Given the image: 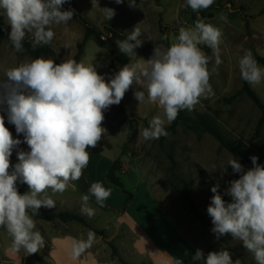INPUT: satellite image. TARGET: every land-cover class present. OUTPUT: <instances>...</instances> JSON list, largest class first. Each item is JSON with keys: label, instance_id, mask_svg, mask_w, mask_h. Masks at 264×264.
<instances>
[{"label": "rangeland", "instance_id": "1", "mask_svg": "<svg viewBox=\"0 0 264 264\" xmlns=\"http://www.w3.org/2000/svg\"><path fill=\"white\" fill-rule=\"evenodd\" d=\"M66 1L98 27L113 23L128 35L135 27L141 30L139 38L147 44L136 48V54L127 55L129 65H146V60L153 55L154 47L166 49L174 42L181 27L192 28L197 20H207L219 28L222 31L219 45L222 63L219 66H215L213 50L206 45H199L210 57L209 82L214 95L201 98L191 111H181L184 116L192 118L200 115L211 117L227 135L252 149L260 165L264 166V125L260 130L257 129L262 112L247 93L237 95L246 82L241 78L239 59L249 50L254 59L264 58V0H214L213 5L199 12H193L186 6V0H135V7L130 6V0H123L120 4L116 0H96L97 6H93L92 0ZM218 5L221 8L215 11ZM103 8L114 9L115 14L110 20L101 10ZM211 12L214 18L209 19ZM0 19L8 25L2 10ZM162 25L169 26L167 42L161 32ZM51 28L55 34L52 40L55 56L47 59L58 64L67 59L75 60L79 46L85 40L83 26L72 19L67 24H53ZM31 60L33 58L30 55L16 52L11 43L0 35V80L6 78L7 69ZM113 60L111 49L99 46L95 38L91 37L84 43L83 53L77 62L93 64L107 80L123 67ZM257 64L264 69L261 63ZM213 67H216L215 71H212ZM249 86L264 104V79L258 85ZM137 90L144 89L133 83L120 104L112 105L104 112L102 126L111 138L102 137L97 146L89 151L90 161L81 178L70 181L63 193L53 194L49 189L48 195L56 202V206L41 207L37 213L55 214L68 210L81 215L84 222H63L60 219L46 220L33 216L36 230L44 237L45 245L31 255L23 249L14 252L11 237L0 227V264H42L39 257L45 260L44 264H54L47 252L53 247L54 236L73 233L79 236V240H87L89 232L94 233V243L80 257L89 262L96 260L92 264H123V261L133 264H175L177 259L183 260L184 264H203L202 261L192 260L197 250H201L206 257L209 252L222 249L231 253L233 261L239 259L240 264H256L253 254L247 251L241 241L233 239L231 234L217 239L211 232L212 219L207 213L204 194L198 185L199 171L196 165L202 166L219 188L226 191L229 182L239 179L241 175L233 172L228 161L235 158L241 163V160L222 149L209 133L198 134L180 124L174 125L177 118L170 124L165 123L167 136L143 140L141 129L148 127L153 117L162 115V110L155 104H139L134 96ZM3 107L6 108V105ZM0 115L4 116L5 126L13 137L22 141L10 157L14 167L19 162L17 152L30 149L23 142V134H17L15 126L8 123L6 111H0ZM117 159L121 163V179L125 189L133 195L132 199L123 189L106 180L107 171ZM243 169L247 171L250 168L243 166ZM93 182H101L106 188L109 187L111 195L103 207L91 197L88 207L94 210V215L89 217L81 210V197L88 194ZM28 191L26 186L20 194ZM74 196H78L79 204L72 209ZM187 198L203 214L206 223L188 209ZM118 204L122 206L114 207ZM131 207L135 217L136 213L140 215L143 211L148 220L133 226L132 216H128ZM147 231L154 237L158 247L165 251L156 259L152 257L150 240L145 238L144 242L142 234ZM168 255L169 260L166 259Z\"/></svg>", "mask_w": 264, "mask_h": 264}, {"label": "clouds", "instance_id": "2", "mask_svg": "<svg viewBox=\"0 0 264 264\" xmlns=\"http://www.w3.org/2000/svg\"><path fill=\"white\" fill-rule=\"evenodd\" d=\"M65 2L0 0L14 50L24 51L23 41L29 34L33 49L50 45L55 35L51 26L72 20L74 10H61ZM92 2L97 6L96 0ZM122 2L116 0L117 4ZM213 3L214 0H186L193 12L208 9ZM130 6H136L135 0H130ZM101 10L109 20L115 14L111 8ZM140 36L141 30L135 27L125 40L117 42L119 51L124 55L136 54L135 49L143 42ZM221 37L219 28L197 20L192 28L181 27L166 49L154 47L146 65L125 64L107 80L93 64L74 59L58 64L39 57L6 70V78L0 80V111H6L8 123L15 126L17 134H23V142L30 149L19 150V162L11 165L13 150L22 141L13 137L0 115V227L11 237L14 252L23 249L31 255L44 247L45 239L36 230L33 216L41 207L56 206L48 195L49 189L53 194L63 193L70 181L81 178L90 161L88 149L95 148L102 137L111 138L102 126L104 112L119 105L133 83L144 89L134 92L139 104H155L162 110V115L153 117L149 126L141 129L140 136L145 141L167 136L165 123L173 122L181 110H193L201 98L214 95L209 82L210 57L199 45L213 50L215 66H219ZM238 64L241 78L250 85H258L264 79V69L250 50ZM215 70L213 67L212 71ZM250 159L253 167L247 171L237 159L228 161L233 172L241 174L226 188L231 202H226L218 191L219 185H214L207 213L212 219L211 232L217 239L231 234L253 254L256 264H264V166L257 163L258 157ZM17 182L26 184L29 191L20 194ZM110 195L111 190L101 182H93L88 194L81 197L82 212L91 217L94 210L88 207L90 198L94 197L103 207ZM93 243L92 232L87 240H74L71 258H79ZM192 260L203 264H240L239 259L233 261L226 249L209 252L206 257L197 250ZM175 264L184 261L177 259Z\"/></svg>", "mask_w": 264, "mask_h": 264}, {"label": "trees", "instance_id": "3", "mask_svg": "<svg viewBox=\"0 0 264 264\" xmlns=\"http://www.w3.org/2000/svg\"><path fill=\"white\" fill-rule=\"evenodd\" d=\"M220 8L221 6L218 5L217 7L214 8V10L217 11ZM70 9L74 10L72 19L76 20L85 29V40L83 41L84 43L89 38L94 37L99 46H107L108 48L111 49L112 54L114 56V60H113L114 62L118 63L121 66H124L125 64L130 63L129 57L121 53L117 46L118 41H123L127 38L128 36L127 33H125L121 28H119L116 24H113V23H104L102 27H98L97 25L91 23L87 18H85L78 11V9L74 7L73 5H71L68 1H66L62 5L61 10H70ZM212 18H214L213 12L209 14V19H212ZM203 22L207 24H211L207 20ZM168 28L169 26H166V25L161 26V32H162V35L164 36L165 42L168 41ZM10 30H11L10 26L0 19V35L2 36V38L7 39L9 41L8 38H9ZM30 39L31 37L29 34L28 36H26L25 40L23 41L24 51L22 52L27 53L33 59L39 58V57L50 58V57L55 56L54 50L52 48V42L50 45L38 46L35 49H33L30 43ZM84 43H82L79 46V51L75 57L76 61H79L83 53ZM145 44H147V42L143 41L141 45H145ZM255 60L257 63H261L264 66V58L257 57L255 58ZM242 93H247L248 96L253 100V102L259 107V109L262 112V117L257 127V129L260 130L262 126L264 125V104L260 100L259 96L254 92V90L250 88L247 82H245L243 89H241L237 95H240ZM178 124L182 125L188 130L197 132L198 134L209 133L220 143V147L222 149L228 150L229 152L233 154L234 157L240 159L243 166H247L250 169L253 167L250 157L252 156L257 157V155L253 152V150L244 146L243 144L239 143L236 139L227 135L221 129V127L216 123V121L212 119L211 117H208L206 115H200L197 118H192L189 116H184L182 111H180L174 125H178ZM91 150L92 148L88 149V151H91ZM257 163L260 164L259 158L257 160ZM196 167L199 171L198 185L202 193L204 194V204L208 208V206L211 204V198L214 195L211 191V188L217 184L202 166L196 165ZM121 170L122 168H121L120 160L117 159L112 163L109 170L107 171L106 180L109 184L114 185L120 189H123L132 199L133 195L125 189V184L123 180L121 179V176H120ZM26 186H27L26 184H21L17 182V189L20 193L23 191V189ZM218 191L226 202H231V197L226 195L225 191L221 190L220 188L218 189ZM187 207L195 215V217H197L201 222L203 223L207 222L203 214L197 209V207L193 204V202L190 199L187 200ZM30 212L32 213V210ZM34 217L42 218L46 220L60 219L63 222H70V221H76V222H81V223L84 222V219L81 215H79L78 213L68 211V210L55 213V214H37ZM39 261L42 264L45 263V260L41 257H39ZM123 264H133V263H128V262L123 261ZM141 264H145V263H141Z\"/></svg>", "mask_w": 264, "mask_h": 264}, {"label": "crops", "instance_id": "4", "mask_svg": "<svg viewBox=\"0 0 264 264\" xmlns=\"http://www.w3.org/2000/svg\"><path fill=\"white\" fill-rule=\"evenodd\" d=\"M107 188L110 189L109 187ZM77 197L78 196H74L72 200V204H71L72 209L77 207V205L79 204V198ZM121 206H122L121 204L114 205V207H117V208H120ZM67 208H70V207L67 206ZM131 209L132 207L129 209L128 216L129 217L132 216L134 218L135 216L131 213ZM142 214H144L143 211H141L140 215L136 213L135 219L131 217L133 221V226H136L135 224L140 223L141 221H145V219H147V215L146 214L142 215ZM142 235L144 236V242H145V238L148 239V241L150 240L149 242L152 246L151 252H152L153 259H156L157 256L160 257L165 252L164 250L158 247L154 237L151 236L148 231L143 232ZM74 240H79V236L73 233H68L65 235H57L53 237L52 239L53 247L51 250L47 252H48V256L51 258V260H53L54 264H88V263L92 264L93 260L89 262V260H83L81 259V257L77 259L71 258L70 252H71V247H72V243ZM169 257L170 256L168 255L166 259L169 260ZM93 262L96 263V260Z\"/></svg>", "mask_w": 264, "mask_h": 264}]
</instances>
